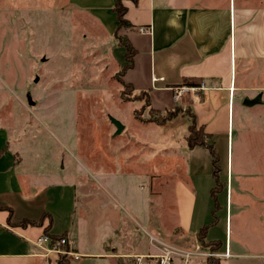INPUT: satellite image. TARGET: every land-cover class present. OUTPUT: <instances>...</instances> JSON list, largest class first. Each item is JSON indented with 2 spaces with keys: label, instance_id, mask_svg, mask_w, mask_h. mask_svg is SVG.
<instances>
[{
  "label": "rangeland",
  "instance_id": "rangeland-1",
  "mask_svg": "<svg viewBox=\"0 0 264 264\" xmlns=\"http://www.w3.org/2000/svg\"><path fill=\"white\" fill-rule=\"evenodd\" d=\"M245 2L243 5L255 9L264 8V0ZM122 50L124 47L97 19L72 7L69 0H0L2 158L17 155L31 175L43 180L51 174H61L62 181L73 180L77 188L76 235L89 251L99 252L101 242L115 235V240L136 247L135 251L143 247L149 255L165 247L215 254L177 223L172 185L186 173V137L192 118L186 114V120L178 116L159 125L157 122L169 115L151 112L146 98L124 86ZM251 67L256 81L251 94L264 99V61H253ZM111 118L125 126L121 135L115 136L117 128ZM219 140L224 153L227 138ZM232 141L233 188H264V183L257 182L260 180L249 177V173L261 170L260 163L264 164V106L255 105L245 114L236 109L231 145ZM240 171L246 174L245 180L238 176ZM151 177L147 229H138V240L135 232L124 239L121 231L117 233L116 221L125 220L137 230L127 210L140 217L142 210L148 211L146 180ZM222 185L220 192L227 186ZM236 189L234 247L241 243L240 235L251 232L249 238L254 239L257 233L256 221H248L237 204L244 196L240 197ZM57 193L63 198L62 188ZM117 199L125 211L116 209ZM210 229L211 236H224L220 225ZM150 233L159 234L161 240H151ZM149 245L155 252H148ZM210 257L198 256L191 264H205ZM66 260L76 263L70 257ZM99 261L103 260L97 264Z\"/></svg>",
  "mask_w": 264,
  "mask_h": 264
},
{
  "label": "crops",
  "instance_id": "crops-1",
  "mask_svg": "<svg viewBox=\"0 0 264 264\" xmlns=\"http://www.w3.org/2000/svg\"><path fill=\"white\" fill-rule=\"evenodd\" d=\"M69 1L72 7L97 19L109 35L115 37L117 31L119 38L128 40L134 47V64L123 76L126 84L136 92L147 93L155 110L165 112L178 108L183 120L186 114L193 115L198 128L211 137L207 142L214 144L220 157L218 177L227 185L217 197L220 208L214 215L216 202L211 191L216 187V178L210 151L203 145L191 149L187 146L186 173L172 185L178 228L197 237L216 218L213 225L223 227L224 236H211L209 228L206 240L220 242L216 253L219 264H264V188L263 185L233 188V141L231 145L236 109L245 114L254 107H247L243 102L254 98L251 94V87L256 83L253 61H264V8L243 5L246 0H124L125 18L130 25L118 30L117 15L113 11L117 0ZM141 27L147 31L141 32ZM123 54L121 70L126 64L125 48ZM180 89L184 92L176 99ZM258 105L264 106V103ZM225 136L227 148L223 153L219 139ZM5 156L0 158V208H4L0 210V264H59L60 254L53 243L59 239L55 237L63 234L69 239L68 249L82 256L74 264H97L98 260H103L100 264H105L104 260H108L106 264H132L133 256L148 255L143 247L135 251L136 247L130 248L122 240H115V235H108L101 242L99 252L89 251L76 235L73 220L77 188L73 180L62 181L61 174H51L43 180L41 176L31 175L17 155L14 159ZM259 165L261 170L249 173V177L264 183V164ZM147 173L148 168L144 174ZM239 175L245 180V173L240 171ZM146 181L150 194L146 199L148 211L142 210L140 217L127 210L137 230L125 220L115 218L117 233L121 231L124 239L132 232L138 235V229H147L152 177ZM59 188L63 190V198L57 196ZM233 189L240 197L244 196V201L237 204L248 221H256L254 228L257 229L256 238H249L251 232L240 235L241 243L235 247ZM116 203V209L122 207L125 211L121 200L117 199ZM25 220L41 221V224L22 226ZM42 236H47L50 243L40 247L36 244ZM149 251H154L152 246Z\"/></svg>",
  "mask_w": 264,
  "mask_h": 264
},
{
  "label": "trees",
  "instance_id": "trees-1",
  "mask_svg": "<svg viewBox=\"0 0 264 264\" xmlns=\"http://www.w3.org/2000/svg\"><path fill=\"white\" fill-rule=\"evenodd\" d=\"M123 1L124 0H117V3L113 8L114 13H116V15H117V21H118V27L117 28H118V30L120 28L128 27L130 25L129 22L127 21V19L125 18L126 12H127V7L124 5ZM132 1L137 2L138 0H132ZM115 38L118 40V44L126 49V56H125L126 64L124 65V67L121 70V75L123 78L125 72L127 70H129L134 64V57L136 55V50L130 44V42H128V40L123 39V38H119L117 31L115 33ZM124 86L126 88L132 90L133 92H135L139 97L142 96V97L146 98L147 105L150 108L151 112L157 113L160 115H162V114L169 115V117L161 120L160 122H157L159 125H165L167 123V121L169 122L172 119L177 118L180 115V110L178 108H175L174 110H168L165 112H161L159 110L153 109L147 93L136 92L132 86H130L126 83H124ZM139 97H137L136 99H139ZM134 99H135V97H134ZM191 118H192V123L188 128V136L186 137L188 148L191 149L197 145H203L206 148H208V150L210 151V153L213 157L214 176L216 178V187H214L212 189L211 194H212V197L215 199V202H216V208L214 210V215H215L216 212L220 208L219 204H217L218 203L217 197H218V194L220 193L221 189L223 188V185H222V183L218 177L219 172H220L219 157L215 151L214 144L212 142H207V139H210L211 137L209 135H207L206 133H204V131L201 128H198L196 121H195V117L193 115H191ZM156 121H159V120H155V122ZM3 154H4V149H0V158L2 157ZM2 209H4V208H0V210H2ZM9 212H10V216H12V210L11 209H9ZM215 222H216V218L213 220V222L210 225H205L197 233V239L201 242L202 245L210 246L213 253L216 254L220 248L219 247L220 242L219 241H207L206 240L208 230H209L210 226H212ZM40 224H41V221L40 222H34V221L25 220L22 222V226H28V225L35 226V225H40ZM46 233L48 234V231H46ZM63 236H65V234L58 236V237H55V238L61 239ZM219 263H220V260L218 257H210V258L206 259V261H205V264H219ZM59 264H69L68 261L66 260L65 255H60Z\"/></svg>",
  "mask_w": 264,
  "mask_h": 264
},
{
  "label": "built area",
  "instance_id": "built-area-1",
  "mask_svg": "<svg viewBox=\"0 0 264 264\" xmlns=\"http://www.w3.org/2000/svg\"><path fill=\"white\" fill-rule=\"evenodd\" d=\"M141 32H146L147 30L143 27L140 28ZM183 90H179L178 93H176L175 98L178 99L182 93ZM154 234V235H152ZM149 237L151 240L159 241L161 240V237L157 233H150ZM46 243H50V239L47 236H42L38 239V242L36 245L43 246ZM70 247L69 239L66 237H63L61 239H57L53 243V248L60 254L65 255L67 258L70 257L71 260L79 261L82 256L74 253L71 249H67ZM207 258L209 256L212 257H219V255L216 254H203L200 251L192 252L188 250H179L176 251L174 249L165 247V248H159V252L152 255H136L133 256L132 264H191V261L198 258Z\"/></svg>",
  "mask_w": 264,
  "mask_h": 264
},
{
  "label": "water",
  "instance_id": "water-1",
  "mask_svg": "<svg viewBox=\"0 0 264 264\" xmlns=\"http://www.w3.org/2000/svg\"><path fill=\"white\" fill-rule=\"evenodd\" d=\"M29 103H30V105L34 104V102L31 99H29ZM262 103H264V101H262V96L261 95H257L256 97H254L252 99L246 98L244 100V102H243V104L245 106H247V107H252V106H255V105H258V104H262ZM111 121L117 128L115 136L121 135L124 132V130H125V126L121 122L116 120V119L111 118Z\"/></svg>",
  "mask_w": 264,
  "mask_h": 264
}]
</instances>
